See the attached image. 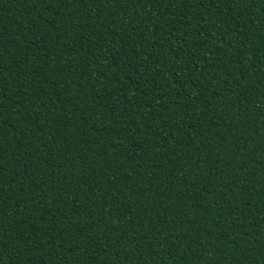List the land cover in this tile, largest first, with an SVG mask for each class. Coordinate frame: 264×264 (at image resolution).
Segmentation results:
<instances>
[{
    "label": "trees",
    "instance_id": "trees-1",
    "mask_svg": "<svg viewBox=\"0 0 264 264\" xmlns=\"http://www.w3.org/2000/svg\"><path fill=\"white\" fill-rule=\"evenodd\" d=\"M0 264H264V0H0Z\"/></svg>",
    "mask_w": 264,
    "mask_h": 264
}]
</instances>
